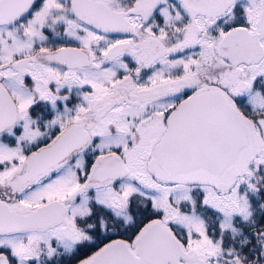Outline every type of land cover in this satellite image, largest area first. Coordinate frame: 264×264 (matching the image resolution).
Listing matches in <instances>:
<instances>
[{"label": "snow or ice", "instance_id": "1", "mask_svg": "<svg viewBox=\"0 0 264 264\" xmlns=\"http://www.w3.org/2000/svg\"><path fill=\"white\" fill-rule=\"evenodd\" d=\"M0 264H264V0H0Z\"/></svg>", "mask_w": 264, "mask_h": 264}]
</instances>
